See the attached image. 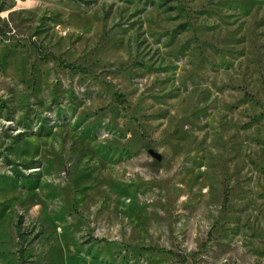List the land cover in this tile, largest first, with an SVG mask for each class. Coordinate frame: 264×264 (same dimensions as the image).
Segmentation results:
<instances>
[{"label": "rangeland", "instance_id": "rangeland-1", "mask_svg": "<svg viewBox=\"0 0 264 264\" xmlns=\"http://www.w3.org/2000/svg\"><path fill=\"white\" fill-rule=\"evenodd\" d=\"M168 251L264 264V0H0V264Z\"/></svg>", "mask_w": 264, "mask_h": 264}, {"label": "trees", "instance_id": "trees-1", "mask_svg": "<svg viewBox=\"0 0 264 264\" xmlns=\"http://www.w3.org/2000/svg\"><path fill=\"white\" fill-rule=\"evenodd\" d=\"M52 58H53L54 60L59 61L62 65H64V66L67 67V68H74V66H73L72 64H67V63H65L63 60L57 58L56 56H52ZM168 253L173 254V255H175V256H178L183 264H187V263H186L187 260H186L185 257H180V256H179L177 253H175L174 251H168ZM191 264H197V262H193V263H191Z\"/></svg>", "mask_w": 264, "mask_h": 264}]
</instances>
